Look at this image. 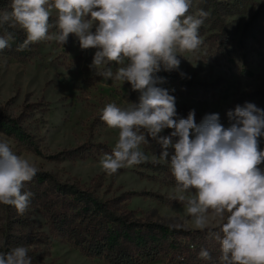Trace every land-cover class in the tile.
I'll return each instance as SVG.
<instances>
[{"label":"clouds","instance_id":"obj_1","mask_svg":"<svg viewBox=\"0 0 264 264\" xmlns=\"http://www.w3.org/2000/svg\"><path fill=\"white\" fill-rule=\"evenodd\" d=\"M192 8L193 0H11L10 10L0 12V50L15 39L13 29L26 34L19 51L41 41L64 45L70 34L82 50L95 49L89 65L95 76L127 82L140 93L138 103L101 109L100 119L119 130L111 153L99 160L102 170L113 175L148 161L141 146L150 138L170 165L193 229L208 230L218 242L219 264H264V109L246 102L228 111L227 128L218 113L197 124L195 110L176 119L174 89L159 86L166 81L156 73L179 70L177 57L203 44L199 29L210 13ZM37 172L0 140V204L24 214L33 194L22 190ZM199 257L212 259L203 248ZM0 264H32V258L17 246L0 252Z\"/></svg>","mask_w":264,"mask_h":264},{"label":"rangeland","instance_id":"obj_2","mask_svg":"<svg viewBox=\"0 0 264 264\" xmlns=\"http://www.w3.org/2000/svg\"><path fill=\"white\" fill-rule=\"evenodd\" d=\"M261 1L213 0L208 12L214 14L199 29L203 44L194 53L177 57L180 67L174 72L184 73L189 83L159 85L174 89L170 94L176 98V119L187 118L189 111L195 110L199 124L206 114L218 113L227 128L232 123L228 111L244 105L237 101L264 109L249 99L255 93L264 96V36L252 39L247 33ZM198 8V0H193L190 11ZM55 17L53 12V21ZM224 28L230 35L228 41ZM14 30L18 33L10 43L12 48L0 51V119H6L10 127H19L20 135L4 129L0 140L8 141L14 152L32 162L37 173L112 202L120 214L183 229L186 234L200 233L202 248L212 258H200V264H219L218 242L209 238L208 230L193 229L185 204L178 199L170 165L160 159L155 141L149 138L141 146L149 160L139 165L109 175L99 164L104 154L111 153L119 134L100 119L101 109L108 103L119 107L138 103L140 93L127 82L95 76L89 67L95 49L82 50L74 35L70 34L64 45L41 41L19 51L26 34ZM111 66L115 71L117 66ZM259 147L264 149V137L259 138ZM210 228L216 229L215 221ZM17 246L28 248L32 264H109L86 255L55 233L39 204L30 203L24 214L0 204V252ZM149 264H175V260L166 257Z\"/></svg>","mask_w":264,"mask_h":264},{"label":"trees","instance_id":"obj_3","mask_svg":"<svg viewBox=\"0 0 264 264\" xmlns=\"http://www.w3.org/2000/svg\"><path fill=\"white\" fill-rule=\"evenodd\" d=\"M212 2L213 0H198V6L208 12L210 6H213ZM7 10H10V3L0 0V12ZM213 14L214 11L210 13L211 16ZM11 31L15 33L16 39L18 32L14 29ZM247 33L252 39L264 36V0L247 26ZM223 34L228 41L230 35L225 28ZM0 35H3V29H0ZM11 48L10 44V47L0 51ZM156 74L172 84L189 83L174 71L161 70ZM249 99L264 106L262 94H252ZM237 103L246 102L240 100ZM4 129L12 135H20L19 127H10L6 119H0V130ZM22 191L33 194L30 203L43 207L55 233L90 257L104 259L109 264H149L166 257L174 258L175 264H200V233L186 234L187 231L183 229L136 221L129 215L118 213L112 202H103L91 192L75 186L60 184L47 174L37 173L31 181L25 182Z\"/></svg>","mask_w":264,"mask_h":264}]
</instances>
